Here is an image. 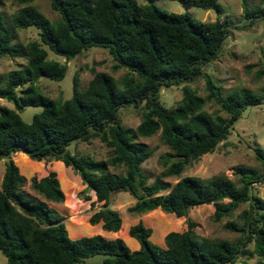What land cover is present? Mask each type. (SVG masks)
<instances>
[{
  "label": "trees",
  "instance_id": "obj_1",
  "mask_svg": "<svg viewBox=\"0 0 264 264\" xmlns=\"http://www.w3.org/2000/svg\"><path fill=\"white\" fill-rule=\"evenodd\" d=\"M3 0H0V5ZM21 7L13 16L15 28L36 27L39 40L23 46L13 43L11 32L0 13V58H26L25 72L12 70L0 75V99L14 108L0 106V159L7 158L0 190V252L7 264H80L103 256L96 264H236L239 257L260 258L264 264V199L255 194V184L264 175L249 166H237L234 176L212 177L203 181L184 176L186 168L202 156L214 152L228 139L233 123L253 106L264 104L260 94L249 89L227 93L203 68L219 58L230 33L231 22L219 19L196 22L188 14H170L151 0H48L59 20L53 22L36 7L34 0H11ZM203 9L223 12L220 0H176ZM246 19L264 17V8L251 10L242 3ZM50 51L68 61L93 47L107 50L114 69L127 73L118 81L106 72L96 73L83 89L80 74L73 77V94L56 101L37 85L40 78L61 81L68 70L65 62L48 58ZM203 77L207 97L200 96L188 83ZM182 100L175 107L161 101V90L181 86ZM220 113L205 110L208 103ZM27 106L42 107L31 122L20 111ZM140 112L137 128L125 127L121 109ZM161 135L171 153L166 170L153 182L142 165L150 157L141 141ZM99 138L109 151L107 160L78 155L70 147ZM257 160L264 161V148L256 146ZM24 153L36 161H62L81 179L88 193L95 196L91 225H101L108 233L122 229L121 215L110 207L112 195L129 192L136 198L132 212L162 210L176 219L208 205L214 216L230 215L239 205L242 223L225 227L242 233L235 242L211 241L200 237L197 224L187 219L185 229L170 232L162 245L152 242V229L141 222L129 234L139 248L131 249L123 239L98 234L73 239L64 217L50 204L65 201L56 172L27 179L12 159ZM123 168L118 173L112 169ZM180 177L171 185L169 177ZM86 200L91 196L86 195ZM253 249L249 250V244Z\"/></svg>",
  "mask_w": 264,
  "mask_h": 264
},
{
  "label": "rangeland",
  "instance_id": "obj_2",
  "mask_svg": "<svg viewBox=\"0 0 264 264\" xmlns=\"http://www.w3.org/2000/svg\"><path fill=\"white\" fill-rule=\"evenodd\" d=\"M139 4H145L147 0H136ZM245 1L251 10L264 8V0H220L223 7L221 14L212 9H203L176 0H151L157 7L170 14H188L196 22H213L217 19L231 22L230 33L223 45L220 56L215 61L204 66V72L208 73L215 82L220 85L224 92L232 90L249 89L260 94L264 88V17L253 20L246 19L243 8ZM36 7L46 18L56 22L59 15L54 12L48 0H34ZM21 6L11 0H3L0 5V13L5 25L11 32L14 44L27 45L29 42L39 40V30L29 27L24 30L15 28L13 16ZM48 58L65 62L68 66L67 73L61 81H53L48 78H40L37 85L41 91L56 101L69 99L73 94V77L76 72L80 74L81 87L84 89L99 72H106L120 81L127 71L125 69H114L115 62L109 52L103 48L93 47L83 52L76 58L68 61L65 58L50 51ZM26 58H0V75H6L12 70L25 72ZM200 96L206 98L208 93L205 88V80L199 77L188 83ZM181 86H172L161 90V101L166 107H175L182 100ZM0 106L14 108V105L4 99H0ZM205 110L211 114L220 113V107L213 102L207 104ZM42 111V107L27 106L20 111L22 119L29 123L34 114ZM120 118L125 127L137 128L141 123L140 112L134 108L121 109ZM147 144L150 157L142 165L148 176V183H153L165 170L164 157L171 153L170 148L161 139L160 133L150 138L141 139ZM264 148V104L251 107L242 118L233 123V131L227 140L222 142L217 149L202 156L188 166L181 177L193 176L203 181L212 177L226 175L230 179L237 180L234 176L235 168L239 165L254 167L264 175V161L256 158L254 148ZM73 153L78 155H89L96 160H107L108 149L99 138L92 139L89 143H75L70 147ZM12 159L19 167L21 173L27 179L26 190L35 194L31 189L33 177H43L50 172H56L61 188L65 194V201L59 204H50L63 217L71 238L76 239L84 236L101 234L109 239L121 238L131 249H138V243L129 234L130 228L138 223L152 229V242L162 245L165 237L170 232L183 231L186 227L185 221L190 219L197 224V233L200 237L211 241H229L235 243L242 233L234 232L225 226L230 222L242 223L241 214L248 209V204L239 205L230 215L216 218L215 207H205L189 211L187 218L176 219L162 210L132 212L136 204V198L129 192L120 191L112 195L110 207L117 211L123 220L122 229L113 234L104 232L101 225H91L90 217L98 210L92 208L91 202L95 200L92 193L85 190L80 177L62 161L50 159L36 161L24 153H14ZM8 159H0V190L6 170ZM122 172L123 168L112 169ZM180 177L174 176L166 179L171 185L176 184ZM255 194L264 199V182L255 184ZM86 195L91 200H86ZM249 250L253 249V243L249 244ZM103 256H95L86 259L80 264L102 263ZM0 264H7L6 258L0 252ZM236 264H263L260 258L254 256L251 259L239 257Z\"/></svg>",
  "mask_w": 264,
  "mask_h": 264
}]
</instances>
